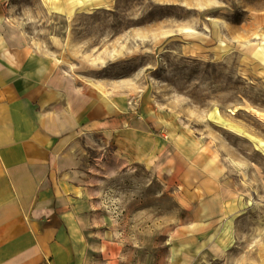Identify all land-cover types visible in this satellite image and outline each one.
Wrapping results in <instances>:
<instances>
[{"label":"rangeland","instance_id":"1","mask_svg":"<svg viewBox=\"0 0 264 264\" xmlns=\"http://www.w3.org/2000/svg\"><path fill=\"white\" fill-rule=\"evenodd\" d=\"M9 6L15 35L71 77L79 131L95 130L79 157L119 242L113 264H264V0ZM119 123L146 138L137 163L99 139Z\"/></svg>","mask_w":264,"mask_h":264},{"label":"crops","instance_id":"2","mask_svg":"<svg viewBox=\"0 0 264 264\" xmlns=\"http://www.w3.org/2000/svg\"><path fill=\"white\" fill-rule=\"evenodd\" d=\"M11 18L0 0V264H113L119 242L79 157V136L95 130L79 131L85 110L55 52L24 43ZM114 125L96 130L99 139L139 162L141 128Z\"/></svg>","mask_w":264,"mask_h":264},{"label":"bare ground","instance_id":"3","mask_svg":"<svg viewBox=\"0 0 264 264\" xmlns=\"http://www.w3.org/2000/svg\"><path fill=\"white\" fill-rule=\"evenodd\" d=\"M101 101L105 103V111L104 113H113L117 110V106L114 105L112 102L108 100V98L105 95H101Z\"/></svg>","mask_w":264,"mask_h":264}]
</instances>
